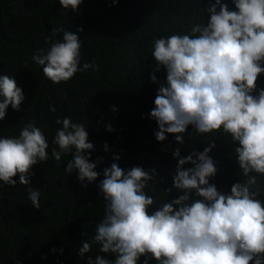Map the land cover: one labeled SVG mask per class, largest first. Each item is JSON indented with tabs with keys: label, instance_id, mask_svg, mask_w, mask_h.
I'll return each mask as SVG.
<instances>
[{
	"label": "clouds",
	"instance_id": "9594fccd",
	"mask_svg": "<svg viewBox=\"0 0 264 264\" xmlns=\"http://www.w3.org/2000/svg\"><path fill=\"white\" fill-rule=\"evenodd\" d=\"M82 2L60 0L64 9L76 12ZM232 2L236 10L215 0L207 9L211 13L207 23L194 24L189 34L154 41L155 71L164 68L166 82L157 89L151 118L158 124L154 134L161 142L166 134H176L175 140L183 144L182 134L189 125L201 136L221 130L230 134L239 145L237 162L247 179L234 183L230 193H222L210 183L218 172L209 155L215 142L183 157L177 148L172 187L183 194L150 213L155 198L145 188L154 181L156 169L133 166L125 170L113 162L103 170L98 185L105 213L96 224L93 242L115 259L88 256L87 264H139L142 256L143 264L151 259L157 264H264V202L258 191L250 190L257 175L264 176V88L256 94L258 78L264 73V0ZM60 33L62 39H56ZM45 42L50 47L40 48L32 59L53 83H66L77 72L99 69L94 61L81 66L82 43L71 31L53 28ZM151 80L157 81L155 74ZM24 99L16 80L0 75V120L9 106L19 111ZM49 111L55 113V105ZM55 123L60 127L52 141V157L59 164L62 156L71 154L65 172L76 169L80 181H96L101 174L95 169L104 158L91 160L95 146L88 140L85 125L67 116ZM107 130L114 129L109 124ZM48 148L47 137L34 120L18 136L0 138V181L16 186L18 175L36 209L41 208V193L31 187L32 168L49 159ZM104 148L108 151L107 143ZM113 159L118 161L120 156ZM189 163L194 166L185 168ZM165 190L170 193L172 188ZM193 193L199 198L193 200ZM91 248V243L83 241L78 255L84 257Z\"/></svg>",
	"mask_w": 264,
	"mask_h": 264
},
{
	"label": "trees",
	"instance_id": "16d2710c",
	"mask_svg": "<svg viewBox=\"0 0 264 264\" xmlns=\"http://www.w3.org/2000/svg\"><path fill=\"white\" fill-rule=\"evenodd\" d=\"M222 2L236 10L232 0ZM212 3L215 0H83L76 12L64 9L60 0H0V75L13 77L25 97L19 111L9 106L0 120V138L18 136L34 120L49 143V159L32 168L31 187L41 193L40 209L31 204L18 175L16 186L0 181V264H87V257L96 255L114 260V254L100 252V245L93 242L96 224L105 213L98 185L103 170L113 162L125 170L133 166L156 169L154 181L145 188L155 198L150 213L183 194L172 187L177 148L183 157L193 150L202 152L214 141L209 155L218 172L210 183L222 193H230L234 183L247 179L237 162L238 143L222 130L201 136L189 125L182 134L183 144L175 140L176 134H166L162 142L154 134L159 128L151 110L157 89L166 82V70L155 71L153 43L172 34H189L194 24L207 23ZM53 28L77 34L82 43L81 66L94 61L99 69L77 72L66 83L50 81L32 56L50 47L45 37ZM56 39H62V33ZM153 74L156 82L151 80ZM257 83L256 94L264 88V73ZM51 105L55 113L49 111ZM65 116L85 125L88 140L95 146L91 160L104 158L95 169L101 174L96 181H80L76 169L65 172L71 154L62 156L59 164L52 157V141L60 127L55 120ZM109 124L113 131L107 130ZM115 155L120 156L118 161ZM250 190L258 191L264 202V176L257 175ZM197 198L193 193L192 199ZM83 241L92 248L81 257L78 250ZM149 264L157 261L151 259Z\"/></svg>",
	"mask_w": 264,
	"mask_h": 264
}]
</instances>
